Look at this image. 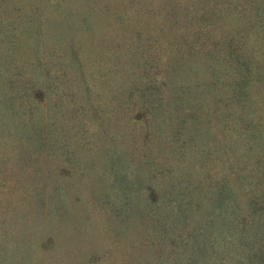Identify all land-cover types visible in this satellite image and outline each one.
Returning a JSON list of instances; mask_svg holds the SVG:
<instances>
[{"label": "rangeland", "instance_id": "374dc122", "mask_svg": "<svg viewBox=\"0 0 264 264\" xmlns=\"http://www.w3.org/2000/svg\"><path fill=\"white\" fill-rule=\"evenodd\" d=\"M0 264H264V0H0Z\"/></svg>", "mask_w": 264, "mask_h": 264}, {"label": "trees", "instance_id": "16d2710c", "mask_svg": "<svg viewBox=\"0 0 264 264\" xmlns=\"http://www.w3.org/2000/svg\"><path fill=\"white\" fill-rule=\"evenodd\" d=\"M184 40L185 41H181L184 48L180 46L179 50H182L180 54L173 56L171 59L170 76L178 82L176 83L178 86L185 87L184 84L190 83L191 85H186V87L192 86L193 84L199 87V83L197 82L201 79L202 62L204 58H196V55L199 54L201 47L192 48V46L187 43V39L184 38ZM182 82L183 84H180ZM173 99H176V97H173Z\"/></svg>", "mask_w": 264, "mask_h": 264}]
</instances>
